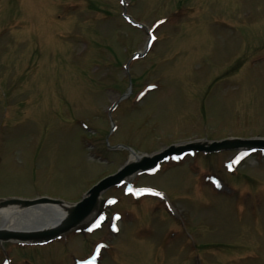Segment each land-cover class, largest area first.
Instances as JSON below:
<instances>
[{
	"label": "rangeland",
	"instance_id": "1",
	"mask_svg": "<svg viewBox=\"0 0 264 264\" xmlns=\"http://www.w3.org/2000/svg\"><path fill=\"white\" fill-rule=\"evenodd\" d=\"M225 139L264 140V0H0V200L71 205L132 152ZM238 150L133 174L0 264H264V152Z\"/></svg>",
	"mask_w": 264,
	"mask_h": 264
},
{
	"label": "water",
	"instance_id": "2",
	"mask_svg": "<svg viewBox=\"0 0 264 264\" xmlns=\"http://www.w3.org/2000/svg\"><path fill=\"white\" fill-rule=\"evenodd\" d=\"M256 147L264 150L263 139H225L212 142H191L181 145H173L165 148L153 155L143 154L142 157L134 162L128 161L125 166L118 170L115 174L109 175L100 180L94 185L87 194L77 203L72 204L69 208L64 221L56 228L44 230L40 232H22L14 230H0V241L5 240H23V241H44L51 240L65 232L82 224L91 214L98 210L100 204V196L103 191L111 186H115L123 180L131 177V175L138 172H144L154 168L160 161H163L170 155L181 156L184 153L196 151L215 152L227 149H245ZM40 203H64L61 200H56L48 197H41L35 199H19L10 198L0 201V208L20 206L31 207Z\"/></svg>",
	"mask_w": 264,
	"mask_h": 264
},
{
	"label": "bare ground",
	"instance_id": "3",
	"mask_svg": "<svg viewBox=\"0 0 264 264\" xmlns=\"http://www.w3.org/2000/svg\"><path fill=\"white\" fill-rule=\"evenodd\" d=\"M141 157V154L132 152L129 161L134 162ZM71 206L64 203H40L27 208L20 206L0 208V230L31 233L56 228L64 221Z\"/></svg>",
	"mask_w": 264,
	"mask_h": 264
},
{
	"label": "snow or ice",
	"instance_id": "4",
	"mask_svg": "<svg viewBox=\"0 0 264 264\" xmlns=\"http://www.w3.org/2000/svg\"><path fill=\"white\" fill-rule=\"evenodd\" d=\"M243 155H247V153H244ZM239 159H240V157L237 158V161H236L237 163L239 162ZM229 167H231V165H229ZM147 191H152V190L148 189ZM157 195H162V193H157ZM96 223L98 225L99 221H97ZM82 264H83V262H82ZM93 264H95V257H93Z\"/></svg>",
	"mask_w": 264,
	"mask_h": 264
}]
</instances>
